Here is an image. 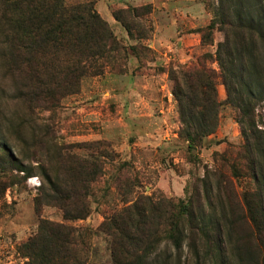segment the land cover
<instances>
[{"label":"trees","instance_id":"1","mask_svg":"<svg viewBox=\"0 0 264 264\" xmlns=\"http://www.w3.org/2000/svg\"><path fill=\"white\" fill-rule=\"evenodd\" d=\"M203 1L212 17L197 30L201 46H213L215 33L223 40L214 56L203 54L167 72L177 102L179 137L195 163L197 151L218 128L220 109L227 105L235 112L244 144L235 157L215 154L211 171L204 168V177L186 192L187 198L176 201L138 195L127 205L125 198L139 182L129 164L119 163L112 180L126 206L108 209L97 229L109 239L110 264H189L184 249L196 264H264V124L259 113L264 104V0ZM148 13L147 7L127 8L112 12V17L130 39L144 41L151 31L137 20ZM135 49L137 56L146 50ZM126 56L94 2L0 0V59L7 75L16 79L11 94L24 104L28 118L36 111L56 113L62 99L79 92L83 78L125 72ZM210 62L218 71L208 66ZM40 123L49 145L34 167L28 161L29 143L20 137L28 155L26 147L16 151L9 140L17 131L0 106L2 174L17 170L23 182L38 175L36 215L46 207L62 213V222L41 219L16 251L25 264H88L94 233L70 223L90 216L92 187L104 176L109 155L71 154L58 143L50 120ZM32 159H37L35 154ZM240 178L252 181L254 188L237 191L234 180ZM5 189L1 183L0 198Z\"/></svg>","mask_w":264,"mask_h":264},{"label":"rangeland","instance_id":"2","mask_svg":"<svg viewBox=\"0 0 264 264\" xmlns=\"http://www.w3.org/2000/svg\"><path fill=\"white\" fill-rule=\"evenodd\" d=\"M87 2H94L96 12L125 48V72L83 78L79 92L62 99L56 113L36 111L33 118H28L24 104L13 100L11 94L16 79L7 75L0 59V106L17 131L16 135H8L9 140L16 151L26 147L20 137L29 143L30 155L28 147L25 150L34 167L42 158L41 150L49 145L43 138V123H40L45 119L50 120L58 143L68 147L69 153L109 155L104 176L92 187L90 216L70 225L88 227L94 233L88 264H110L109 239L97 229L108 209L126 206L112 180L119 163L129 164L131 175L139 182L125 198L127 205L138 195L155 201L160 198L176 201L187 198L186 192L204 177V168L211 171L215 154L228 153L235 157L244 140L235 122V112L227 105L220 109L218 128L197 151L195 163L189 159L186 142L179 137L177 102L167 72L170 68L189 65L203 54L214 56L217 43L223 40L221 33H215L213 46H201L197 30L207 26L212 17L203 0H70V4ZM144 7L149 8V13L136 20L151 32L148 39L135 41L113 19L112 12ZM135 46L146 50L138 51L137 56V50H132ZM208 66L218 71L216 63L210 62ZM217 90L219 98L224 100L223 87L218 85ZM259 113L264 124V104ZM90 143L99 145L74 147ZM32 154L37 159H32ZM13 156L17 158L15 153ZM1 168L2 165L0 184L4 183L6 189L0 198V264H25L16 246L36 232L41 219L62 222V213L46 207L40 216L36 215L33 200L39 194L40 177L35 175L23 182V173L10 170L2 174ZM234 185L239 192L254 188V183L244 178L234 180ZM183 256L189 259V264H196L186 249ZM230 264L238 263L234 260Z\"/></svg>","mask_w":264,"mask_h":264}]
</instances>
